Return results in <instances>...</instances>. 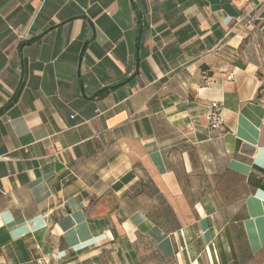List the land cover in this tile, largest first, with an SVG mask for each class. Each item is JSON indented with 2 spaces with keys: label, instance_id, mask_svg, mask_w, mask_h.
<instances>
[{
  "label": "crops",
  "instance_id": "crops-1",
  "mask_svg": "<svg viewBox=\"0 0 264 264\" xmlns=\"http://www.w3.org/2000/svg\"><path fill=\"white\" fill-rule=\"evenodd\" d=\"M0 264H264V0H0Z\"/></svg>",
  "mask_w": 264,
  "mask_h": 264
},
{
  "label": "built area",
  "instance_id": "built-area-1",
  "mask_svg": "<svg viewBox=\"0 0 264 264\" xmlns=\"http://www.w3.org/2000/svg\"><path fill=\"white\" fill-rule=\"evenodd\" d=\"M207 120L212 129L218 131H224L225 119L219 107L215 106L213 110L210 111V113L207 116Z\"/></svg>",
  "mask_w": 264,
  "mask_h": 264
}]
</instances>
